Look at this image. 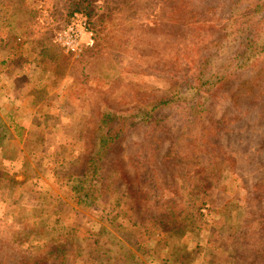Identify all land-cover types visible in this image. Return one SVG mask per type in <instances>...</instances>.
I'll use <instances>...</instances> for the list:
<instances>
[{
	"label": "trees",
	"instance_id": "trees-1",
	"mask_svg": "<svg viewBox=\"0 0 264 264\" xmlns=\"http://www.w3.org/2000/svg\"><path fill=\"white\" fill-rule=\"evenodd\" d=\"M202 1L209 4V0ZM32 2L35 3L33 7ZM94 2L50 0L51 5L54 3L52 8L58 20L48 21L42 17L46 6L44 0H11L10 7L0 12V66L5 67L8 61L19 65L35 64L40 80L46 81V77L50 76L58 83L63 80L75 81L76 78L80 79L75 81L79 93L84 86L90 91L107 93L113 87L103 79L100 82L96 79L99 83L91 87L90 80L82 75L85 70L77 69L74 77L72 72L76 67L69 66L70 57L59 52L56 42L57 32L61 28L55 24L64 21L65 26L75 12L90 18ZM167 2L171 3L172 10L176 9L173 0ZM36 3H39L37 7ZM223 3L225 9L222 12H225L226 19L222 29L215 31L217 41L199 52L193 71L171 84L165 93L156 92V96L150 97V102L135 104L130 113L128 110L120 111L108 103L100 106L102 103H97L98 100L95 105L89 106L87 100L86 105L82 104L83 101H77L75 105L71 104L74 99H61L63 117L70 121L73 130L69 145L61 146L67 150L66 162L70 161L65 165L69 174L64 178L67 185L66 201L72 206L84 203L89 205L93 212L100 215V222L106 230L103 233L84 230L71 221L67 228L61 224V232L58 234L39 242L29 237L28 230L24 231L27 222L17 217L12 222L15 228L9 224L7 227L13 234L16 231V241H0V264H7L6 260L9 264H123L116 254V249L121 246L116 233H125L131 237L142 254H146L144 239L153 240L155 251L162 255L160 264H186L192 252L187 240L189 229L181 220L180 206L184 208L191 204L189 200L194 201L197 191L201 193L205 204L213 201L221 174L230 171L231 165H234L232 152L224 148L231 147L236 155L244 152L243 148L248 149L249 153L254 146L253 127L250 128V123H253L255 117L259 123H264V66L259 69L257 65L264 60V0H225ZM138 26L134 24L133 28ZM53 31H56L55 34ZM40 47L41 55L34 57L32 54L38 53ZM242 73L250 76L255 74L257 79L242 81L244 88L232 98L226 99L229 107L225 108L226 112L218 115L216 108L220 93L233 78ZM0 76L3 82L13 81V76L7 72H0ZM28 80L30 74L20 75L16 79L17 96L13 102L16 109L6 113L7 122L0 126V149L11 133L9 124L20 140L27 133L26 125L29 122H41L37 118L33 119L35 113L44 117L41 112L43 106L57 103L55 99H50L38 105L37 97L44 99V91H35L34 99L29 97L19 86L21 82H32ZM136 94L142 95L143 92L138 88ZM147 94L145 100L149 99L146 98ZM7 105L6 95L0 87V109ZM246 109L253 111L254 115L236 134L232 144L227 145L224 139L218 143L215 135L224 132L229 125L243 121L247 116ZM86 110L87 117L82 113ZM77 111L80 113L79 118L75 117ZM172 123L175 131L170 128ZM169 133L174 146L168 152V157L175 162L170 168L176 170L172 172L177 180H181L178 184L182 186L170 182L162 171V153ZM132 137L133 173L127 170L126 162L130 158L125 157L126 140ZM262 138L264 140V135ZM257 155L256 152L251 157V173L258 162V158H255ZM32 159L33 162L38 161L37 153L31 154L29 162L23 161L29 163L30 171L33 172L30 164ZM37 166L41 168V165ZM260 167L263 171L253 172L249 179L241 183L240 188H243L244 194L240 190L239 195H244L246 199L247 210L250 211L248 218L260 221L259 229L263 228L257 246L262 252L264 220H258L256 214L260 207H264V162L260 163ZM10 183L19 186L23 184L14 182L12 178ZM120 190L126 192L129 201L136 205L138 195L145 194L153 200L150 222L146 228L138 226L135 221L126 228L120 222L117 223L120 212L112 202V197ZM42 199L34 198V203L28 199L26 203L36 209ZM244 250H238L237 256L243 259L236 264H259L251 259V253L247 255Z\"/></svg>",
	"mask_w": 264,
	"mask_h": 264
},
{
	"label": "rangeland",
	"instance_id": "rangeland-1",
	"mask_svg": "<svg viewBox=\"0 0 264 264\" xmlns=\"http://www.w3.org/2000/svg\"><path fill=\"white\" fill-rule=\"evenodd\" d=\"M224 1L209 0V4L206 5L202 0H173L176 9L172 10V5L167 0H95L92 5L93 15L87 19L88 34L93 40V46L83 51L78 59L70 58L69 66L76 67L72 75L77 73V69L85 70L82 75L90 80L91 87L103 79L113 88L107 93L104 91L100 94L87 90L84 86L83 91L79 93L75 81L80 79L59 81L50 91V96L57 103L43 106L41 111L44 117H49L36 115L43 118V121L39 124L29 122L26 131L29 128L30 133L22 135L20 140L15 129L9 124L8 129L11 133L0 149V241L6 243L16 241V231L13 234L7 227L9 225L14 227L12 222L17 217L27 222L24 231L28 230L29 237L32 236L31 239L39 242L61 232V224L67 228L72 222L92 232L103 233L106 230L100 222V215L93 212L89 205L84 203L72 206L66 201L67 185L64 178L69 174L65 165L70 161L66 162L67 150L61 146L69 145L73 130L70 121L63 117L61 99L66 97L74 99L71 104L83 101V105H86L87 100L89 106L95 105L98 100L97 103H102L100 106L108 103L120 111L130 112L135 104L150 102V97L156 96V92L165 93L171 84L194 70L199 52L217 41L215 31L222 29L226 19L225 12H222L225 9ZM44 2L46 6L42 12L43 19L58 20V16H54L56 11L52 8L54 3L51 5L50 0ZM10 4L11 0L0 1V12L7 10ZM38 4L36 3V7ZM31 6H35V3L32 2ZM134 24L141 27L133 28ZM55 26L62 29L66 25L64 26L62 21ZM32 29H35V26H32ZM56 31H53L54 34ZM257 65L260 69L264 66V60ZM1 70L0 66V72ZM73 76L76 77V74ZM1 78L0 76L1 91L6 95L8 105L0 109V126L7 122L6 113L16 109L13 102L17 96L15 84L3 82ZM96 79H99V82H96ZM256 79L255 74L250 76L247 73L233 78L220 93L219 105L216 108L218 115L226 112L225 108L229 107L226 99L232 98L237 91L244 88L242 81ZM32 86L31 84L21 91L32 95L36 91ZM138 88L142 90V95L136 94ZM146 92L148 93L146 98H149L147 100L144 99ZM246 112L247 116L243 121L229 125L224 132L215 135L218 143L224 139L227 145L232 144L237 137L236 134L254 115V112L248 109ZM82 113L85 117L88 116L87 110ZM79 115L77 111L75 117L79 118ZM36 116L34 118H37ZM257 120L255 117L253 123H250V128L253 127L254 146L249 153L248 149L243 148L244 152L236 155L231 147L224 148L232 152L234 165H231L230 171L221 174L213 201L205 204L201 193L197 191L194 201L188 198L192 206L191 204L184 208L183 205L180 206L181 220L189 229L187 240L192 252L186 264H236L243 259L237 256L238 250L243 249L247 255L251 253L252 260L264 264V250L261 252V249L257 248L261 237L259 234L263 228L259 229L260 221L248 218L250 211L247 210L246 199L244 195H239L240 190L241 194H244L243 188H240L241 183L249 179L253 172L263 171L260 163L264 162L262 138L264 123L261 124ZM170 128L176 130L173 123ZM171 138L169 133L162 153V171L170 182L182 186L178 184L181 180H177L173 174L176 170L170 168L175 163L168 157V152L174 146ZM127 141L125 157L130 159L126 165L127 170L133 173L134 138ZM256 152L258 155L255 158H258V162L251 173L249 164L253 163L251 157H254ZM36 153L39 159L34 162L31 160L32 172L29 163L25 162H29L31 154ZM37 164L41 165V168ZM11 178L14 182L23 184L12 185ZM34 198L38 200L43 198L36 209L26 203L28 199L32 202ZM136 198L138 205L129 201L127 193L123 190L112 197V202L117 205L120 212L117 223L120 222L123 228L129 227L134 221L144 228L149 225L153 200L145 194ZM256 216L263 222L264 207H260ZM116 235L121 241L116 254L123 264H160L159 259L162 255L155 251L156 244L153 240L144 239L146 254H142L135 247L131 237L125 233ZM6 263L9 264L7 260Z\"/></svg>",
	"mask_w": 264,
	"mask_h": 264
},
{
	"label": "built area",
	"instance_id": "built-area-1",
	"mask_svg": "<svg viewBox=\"0 0 264 264\" xmlns=\"http://www.w3.org/2000/svg\"><path fill=\"white\" fill-rule=\"evenodd\" d=\"M57 43L64 55L78 59L83 51L92 48L93 40L88 34V20L81 12L71 15L68 23L57 36Z\"/></svg>",
	"mask_w": 264,
	"mask_h": 264
},
{
	"label": "crops",
	"instance_id": "crops-1",
	"mask_svg": "<svg viewBox=\"0 0 264 264\" xmlns=\"http://www.w3.org/2000/svg\"><path fill=\"white\" fill-rule=\"evenodd\" d=\"M57 42V41H56ZM58 46V43H57ZM15 47H17V45H15ZM42 48H39V52L38 53H34L32 54L34 57L37 55H41L42 53ZM59 52L62 53V51L60 50L59 46H58ZM18 63V62H16ZM27 63V62H24ZM36 65L35 64H28V65H19V64H15V63H11L10 61H8L7 65L5 67L2 68L1 72H7L9 73V75H12V79L13 81L11 83H14L16 85V79L21 75L23 76L24 74L29 75L30 74V80L28 81H32L31 83L29 82H21L20 83V88L22 89H26L28 87L31 86V84L33 85L32 88H35L36 91L39 90H43L44 91V99L37 97V103L38 105H43L46 103V100H52L53 98L50 96V91L51 89H54L56 87V82L53 81L52 77L47 76L46 77V81H44L43 79L40 80L38 78V69L35 68ZM2 79V78H1ZM36 83V84H35ZM36 85V86H35ZM14 88H16V86H14ZM35 93V92H34ZM33 93V94H34ZM29 97L31 98H35L36 94L34 95H29ZM38 115L35 113V116ZM36 118L33 117V119L36 120H40L41 122L43 121V118H41L40 116H36ZM45 118V117H44ZM27 133H30L29 128L27 129ZM25 181V180H24Z\"/></svg>",
	"mask_w": 264,
	"mask_h": 264
}]
</instances>
